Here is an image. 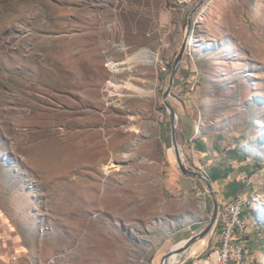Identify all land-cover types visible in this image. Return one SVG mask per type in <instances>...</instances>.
Here are the masks:
<instances>
[{"label": "rangeland", "instance_id": "obj_1", "mask_svg": "<svg viewBox=\"0 0 264 264\" xmlns=\"http://www.w3.org/2000/svg\"><path fill=\"white\" fill-rule=\"evenodd\" d=\"M185 37L167 97L183 162L217 200H253L264 264V0H0V264H159L210 219L162 101Z\"/></svg>", "mask_w": 264, "mask_h": 264}, {"label": "built area", "instance_id": "obj_2", "mask_svg": "<svg viewBox=\"0 0 264 264\" xmlns=\"http://www.w3.org/2000/svg\"><path fill=\"white\" fill-rule=\"evenodd\" d=\"M241 194L228 201H219L215 223L210 232L216 230L213 244L201 264H242L249 254L245 248L247 222L242 218ZM191 234L195 231L190 230ZM184 255L180 256V263Z\"/></svg>", "mask_w": 264, "mask_h": 264}, {"label": "water", "instance_id": "obj_3", "mask_svg": "<svg viewBox=\"0 0 264 264\" xmlns=\"http://www.w3.org/2000/svg\"><path fill=\"white\" fill-rule=\"evenodd\" d=\"M185 42H186V37H185L184 42L182 43V45H181L176 57L174 58L173 63H172L170 74H169L168 85L162 93V101L165 104L166 109H167L168 114H169V121H170V127H171V141H172V146H173V149L175 152V157H176L178 167L184 175L194 177V178H198V179H202L206 182L207 191H208V193L212 199V212H211L210 219H209V221L205 227H203L201 230H199L195 234H191L189 237L185 238L183 245L181 247H178V249L171 248L168 252H166L163 255V257L161 258V261L159 264H165L167 257L169 256V254L173 250H180L181 252H184L197 239H200V238L208 235V233L211 231V229L215 223L216 216H217V210H218V203H219L216 196H215V192H214L211 184L209 183L207 177L196 169L188 168L185 165V163L183 162V158H182L181 152L179 150V145H178V142H177L176 136H175V126L176 125H175L174 121H175L177 115H176L175 109L170 105V103L168 102V99H167L169 92H170V89L173 87L175 75L177 73V70L179 68V64H180L182 56H183V52H184V48H185ZM180 256H182V253L180 254Z\"/></svg>", "mask_w": 264, "mask_h": 264}, {"label": "crops", "instance_id": "obj_4", "mask_svg": "<svg viewBox=\"0 0 264 264\" xmlns=\"http://www.w3.org/2000/svg\"><path fill=\"white\" fill-rule=\"evenodd\" d=\"M183 100V102H184V105H185V101H187V99H182ZM186 107V106H185ZM188 118L186 119V120H184V122H183V120H182V118H181V122L182 123H186V125H187V132L189 131V116H187ZM226 162H228V160L226 161ZM222 163V164H221ZM220 164L224 167L225 165H227L226 163H223V162H220ZM224 170H226L225 169V167H224ZM230 182H232V181H230ZM228 193L230 194V196H233V197H235L236 195H239V194H237V192L234 190V188L232 187V189H230V190H228ZM218 200L219 201H222L221 200V198H220V196L218 197ZM247 209V208H246ZM250 212V211H249ZM251 213V212H250ZM247 218H248V224H249V222H250V216H249V214H248V210H244V213H243ZM208 219H206L205 217H201V219H199V220H196V221H193L190 225H191V229L193 230V231H199V230H201L203 227H205L206 226V224L208 223ZM255 222V221H254ZM255 226V231H256V233H259V230L260 229H262L261 227H259L257 224L256 225H254ZM181 230H183V228H180V230H177L176 231V233H175V235H177L179 232H181ZM185 232V231H184ZM214 232V231H213ZM213 232H209L208 233V235L206 236V241H205V246L203 247H200L198 250H196L195 252H193V253H190L189 252V254H186V256H184V258H183V260L180 262V263H178V264H201V262H200V259L201 258H203V257H205L206 255H207V253H208V251H209V249H210V247L212 246V244H213V237H212V234H213ZM191 232H188V233H184V234H182V235H179L178 236V238H177V240H179V241H181V240H183V239H185V237L188 235V234H190ZM174 236V235H173ZM247 240H248V232H247V236H246V240H245V248H246V243H247ZM249 243V242H248ZM246 250H247V248H246ZM249 253V252H248ZM249 255L250 256H254V255H252V254H250L249 253Z\"/></svg>", "mask_w": 264, "mask_h": 264}, {"label": "bare ground", "instance_id": "obj_5", "mask_svg": "<svg viewBox=\"0 0 264 264\" xmlns=\"http://www.w3.org/2000/svg\"><path fill=\"white\" fill-rule=\"evenodd\" d=\"M134 58L136 60H138V61H143V62H150L151 61L150 60V56L148 55V52L145 49H142V50L138 51ZM123 63H125V61H120V62L111 61L110 62V66L113 67V68L115 67V70H120L122 68L119 67V66H120V64H123ZM202 195H205V192H202ZM241 202L243 204V207H242V218L246 220L247 225H248V218L243 214L244 213L243 209L246 206H249V205H251L254 202L250 198H247L246 196H243V195H241ZM189 230H190V227H189ZM184 241L185 240L183 239V240L177 242L176 244L173 245L172 248L178 249V247H181L183 245ZM205 241H206V237L205 236L200 238V239H197L195 242H193L188 247L189 252L193 253L196 250H198L200 247H202L205 244ZM179 258H180V253L171 252V254L167 257L165 264H175L176 262L179 261ZM250 260H251V257H250L249 254H247L246 261H243L242 264H250Z\"/></svg>", "mask_w": 264, "mask_h": 264}, {"label": "trees", "instance_id": "obj_6", "mask_svg": "<svg viewBox=\"0 0 264 264\" xmlns=\"http://www.w3.org/2000/svg\"><path fill=\"white\" fill-rule=\"evenodd\" d=\"M176 82V81H175ZM234 154H231L230 155V158H237V161H241V160H246L247 159V157H248V155L246 154V153H244V152H242V151H240V149H239V147H235V149L232 151ZM245 155V157L246 158H243V159H240V155ZM251 158V162L252 163H250V166H254L255 164H258V162H257V160H256V157H254V156H251L250 157ZM222 164V163H221ZM227 165H225L224 167H225V169H227V167L228 166H230V164H231V160L230 159H228V163H226ZM208 176L210 177V179H211V181L214 179L213 177H212V175H210L209 173H208ZM216 179V178H215ZM244 210H248V209H246V207L243 209V211ZM250 211V210H249ZM251 212V211H250ZM255 223L259 226V227H261L262 229H264V218L263 217H259V216H255Z\"/></svg>", "mask_w": 264, "mask_h": 264}]
</instances>
